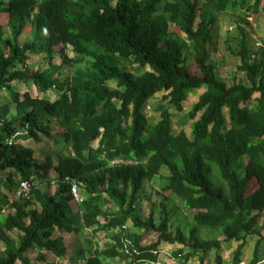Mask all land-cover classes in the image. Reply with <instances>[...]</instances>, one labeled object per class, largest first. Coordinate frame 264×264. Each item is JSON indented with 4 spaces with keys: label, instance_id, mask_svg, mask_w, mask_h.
<instances>
[{
    "label": "trees",
    "instance_id": "trees-1",
    "mask_svg": "<svg viewBox=\"0 0 264 264\" xmlns=\"http://www.w3.org/2000/svg\"><path fill=\"white\" fill-rule=\"evenodd\" d=\"M251 1L205 0L217 11L246 6L250 13L264 12V0L250 6ZM159 3L0 0V14L9 16L5 25L0 23V241L6 246L0 264H31L27 253L32 248L64 257L63 238H53L55 230L80 235L83 248L78 254L89 253L87 264L156 261L154 252L163 243L190 245L188 251L171 252L177 263L170 264H189L200 253L198 264H206L212 252L216 264H224L223 245L232 241L239 242L233 264L264 259V58L253 57L242 37L233 52L248 83L228 85L212 62L209 24L214 16L199 0H162L161 13ZM177 30L184 36L176 35ZM68 46L75 59L69 58ZM189 48L200 75L186 64ZM57 52L59 65L53 62ZM32 54H44L48 67L31 68ZM66 65L75 70L62 81ZM13 83H32L43 95H21ZM202 87L186 115L193 120L192 137L185 130L175 132L174 116L184 112L190 93ZM54 88L61 94L51 100L46 93ZM2 90L10 92L9 100H2ZM161 91L166 94L152 103ZM53 124L62 128L58 160L41 163L32 148L17 141H40L42 135L51 139ZM20 129L24 133L11 143ZM214 166L219 169L217 182L212 179ZM51 171L76 180L84 196L81 215L73 210L68 183L51 191V181H45ZM16 175L20 180L33 176L29 197L9 198L19 183ZM156 177L162 192L191 213L190 240L180 227L172 230L168 213L159 224L153 214L143 219L136 213L144 185ZM111 202L116 210L105 209ZM3 208L8 212L2 213ZM128 221L141 233L123 228ZM89 228L92 236L85 234ZM202 228L222 229L224 239H199ZM100 231L113 233L103 248L96 238ZM150 234L156 240L147 244ZM124 235L136 252H125ZM250 246L248 258L244 252Z\"/></svg>",
    "mask_w": 264,
    "mask_h": 264
},
{
    "label": "rangeland",
    "instance_id": "rangeland-1",
    "mask_svg": "<svg viewBox=\"0 0 264 264\" xmlns=\"http://www.w3.org/2000/svg\"><path fill=\"white\" fill-rule=\"evenodd\" d=\"M202 9H205L211 13L212 16H214V22L209 24V26L213 29L212 35H213V43L209 45L211 54H212V62L214 63L216 73L218 77L225 81L228 85L233 84L234 82H242V83H248L247 77L244 73L238 71V65L240 64V59L234 55V50L239 46L240 39L244 36L247 38L248 47L250 48L251 54L253 57H257L258 61H260L262 58H264V55H262V51H264V26H263V20L262 16H264V12L259 13H250L247 11L246 6L244 7H237V8H229L224 11H217L213 8V6L208 5L205 0H199ZM254 0L251 1L250 6ZM163 5L162 0H160L159 3V13H161ZM249 5V4H248ZM9 20V16L7 14H0V23L5 25ZM200 17L196 18V24L200 22ZM173 26L171 25L169 30L173 31ZM8 31V30H7ZM176 35H179L181 37L184 36L179 30H177ZM7 37V35H6ZM61 47L58 46L56 49H60ZM262 49V50H261ZM69 58L75 59V53L73 52V49L71 46H68L66 50ZM254 54V55H253ZM186 55H187V66L190 69V72L192 74H198L200 75L201 72L195 63V60L193 58L192 50L186 49ZM32 56V55H31ZM252 57V59H253ZM53 62L57 65L62 63V58L60 54L57 52L55 55V58ZM31 63V64H30ZM30 66L33 69H36V66L40 67L41 69H45L48 67L47 58L44 54L38 55L37 57L31 58L30 60ZM75 70L71 65H66L65 69L62 70L60 79L62 81H68L70 79V76L72 74V71ZM16 91H18L21 95H23L25 92H29L31 95L35 96H42V93H38L36 90V86L34 84H22V83H15L13 84ZM113 86V84L111 83ZM205 90V87H202L201 89L194 90L190 93L188 99L185 101L184 104V112L183 113H177L176 110H172L173 113H177L173 118V128L175 132H179L180 130H185L186 133L192 137L191 131H192V123L193 120L189 119L186 115L187 113L192 109V106L196 101H198L199 95ZM61 92L54 88L53 90H49L46 95L51 100H56ZM166 94V91L158 92L154 99H152V103L158 104L163 97V95ZM10 92L2 90L1 92V98L2 100H9L10 99ZM148 114L150 116H153L152 108L148 107L147 109ZM225 114L227 112L225 111ZM159 119V116L156 115L154 118V121H157ZM62 131V128L59 126H56L53 124L52 127V135L53 137L51 139L45 137L42 135V138L40 141H36L34 139H19L17 142L26 146L30 147L35 151V156L40 160V162L46 161L48 158L52 160V162L56 163L57 158V141L60 137V132ZM94 146H97V142H94ZM244 164L247 162V160H242ZM166 169V168H165ZM10 170V169H8ZM219 169L217 166H214V173L212 175V179L217 182L219 179ZM3 176L6 178V174L4 173ZM58 176L54 171H51L50 176L45 181H50V179H54ZM20 177L19 175L15 176V180L19 181ZM0 183V190L4 191V187L1 186ZM162 182L159 177H156L151 182H146L144 185L140 195L139 200L137 201L135 208L136 213L140 215L141 218L145 219L151 214H153L156 223L159 224L163 217L165 216V213L168 215L169 218V224L173 231H175L178 227L182 229V231L185 233L186 237L190 240L191 236V229H192V223H193V217L191 213L184 207L181 202L175 198L174 196L167 197L164 192H162L161 188ZM51 191L54 193L56 190V187L54 184L51 183ZM130 192V191H129ZM13 199V193L9 195ZM163 204L165 205L166 209L163 207ZM115 209V206H114ZM8 212V210H5V213ZM128 225L131 227V232L141 233L139 229H135L132 226V222H127ZM127 225V224H126ZM260 226L264 227V218L262 217L260 219ZM264 232V231H263ZM104 234V236H103ZM112 231H107V233H100L99 235V243L103 245L107 240L108 242L112 241ZM199 239L202 240H212V239H219L222 237V229H212V228H202L198 231L196 235ZM147 244L151 243L152 241L156 240V235L150 234L145 237ZM76 240V239H75ZM169 244V243H168ZM167 243L161 244V248L164 251L167 250H174L175 247L169 246ZM239 242L232 241L228 244H225L224 250H222L221 254L224 257V261L227 263L233 262L234 257V251L237 249ZM190 246V245H189ZM189 246H185L183 249L189 250ZM191 248V247H190ZM251 246L246 249V252H244V255L248 258L251 256ZM180 249V248H178ZM262 251L264 252V247H262ZM201 256V253L199 254ZM194 257L191 259L192 263L198 264L199 263V256ZM190 261V260H189ZM117 264H126V262L123 263V261L117 259ZM206 264H216L215 260V253L212 252L208 258V263Z\"/></svg>",
    "mask_w": 264,
    "mask_h": 264
},
{
    "label": "crops",
    "instance_id": "crops-1",
    "mask_svg": "<svg viewBox=\"0 0 264 264\" xmlns=\"http://www.w3.org/2000/svg\"><path fill=\"white\" fill-rule=\"evenodd\" d=\"M21 38L23 39L24 37L22 36ZM39 55H42V54H39ZM37 56L38 55H36V54H32V56L30 55V59L28 60V65L29 66L31 64L30 63L31 58H34V57H37ZM37 67H38V65L36 66V68ZM13 84H15V83H13ZM51 183L53 184L54 182L51 181ZM55 187L57 189L58 186L55 185ZM9 198L11 199L10 196H9ZM83 202H84V197H83ZM71 203L73 205L74 212H76L79 215H81L80 212H79V206L77 205V203H75V202H71ZM114 206H115V209H114ZM105 209H108V210L112 211V210H116L117 206L114 203L111 202V203H108L105 206ZM5 210H7V208H3L2 209V213H5ZM0 219H2L1 218V214H0ZM127 225H128V223H127ZM128 227H129V231H132L130 225H128ZM100 233H107V231H100V232L97 233V235H99ZM85 234H90L92 236V229L91 228L86 229ZM59 236L63 238V242H64V245H65V248H66V255L64 257H58L53 252H50L48 250L40 251L37 248H32L27 253V256L31 260V264H87V259H88L89 253L86 254V256L85 255L84 256L83 255L79 256V254H78V250L83 248L82 245H81V241L79 239L80 235L79 234H75L74 232H72V233H61L60 231L55 230L53 238H56V237H59ZM103 236H104V234H103ZM96 238L98 239L97 242H98V245H100L101 248H103L108 243V240H109L108 239L107 242L104 241L105 243L103 245H101L99 243V236H96ZM219 239L223 240L224 238L222 239V237H221ZM168 245L172 246V247H175L174 250H170V251L167 250L169 253H171L173 251H176L178 248H181V247L184 248L185 247V246H183L181 244H168ZM5 247H6L5 244L2 241H0V252L1 253L4 252ZM224 247H225V245H223L222 250H224ZM40 253L42 254L41 258H39ZM222 258H223V263L224 264H233V262L227 263L226 261H224L223 255H222ZM124 262H126V261H123V263ZM170 263H172V261H168V262L166 261L164 264H170ZM241 263L247 264V261L244 260V261L240 262L239 264H241ZM17 264H19V263H17ZM126 264H127V262H126ZM144 264H151V263L147 262V263H144ZM189 264H195V263L189 262ZM259 264H264V263H259Z\"/></svg>",
    "mask_w": 264,
    "mask_h": 264
},
{
    "label": "built area",
    "instance_id": "built-area-1",
    "mask_svg": "<svg viewBox=\"0 0 264 264\" xmlns=\"http://www.w3.org/2000/svg\"><path fill=\"white\" fill-rule=\"evenodd\" d=\"M21 131H18L14 134V138L21 134ZM66 182L71 184V194L74 198V201L77 202L78 204H81L83 202V197L80 196L79 194V189L77 182L71 178H66ZM31 187H32V177L30 180L22 181L16 191V196L17 197H29L30 192H31ZM123 228L128 230V225H125ZM126 231H124V234ZM122 242L124 245V250L126 253L136 252V248L134 247V244L132 240H130L126 235L123 236ZM154 253L158 254L159 258L156 261H150L151 264H164L166 261H172L177 263V260L171 256V254L168 251H164L163 249H160L159 251H155ZM162 258V259H161ZM259 263H264V259L260 261ZM244 264V263H241Z\"/></svg>",
    "mask_w": 264,
    "mask_h": 264
},
{
    "label": "clouds",
    "instance_id": "clouds-1",
    "mask_svg": "<svg viewBox=\"0 0 264 264\" xmlns=\"http://www.w3.org/2000/svg\"><path fill=\"white\" fill-rule=\"evenodd\" d=\"M4 91H5V90H4ZM18 131H21L22 133H24V129H23V130L20 129V130H18ZM18 131H16V132H18ZM16 132H15V133H16ZM15 133H14V134H15ZM22 133H21V134H22ZM19 135H20V134H19ZM13 136H14V135H13ZM13 136L10 138V139H11V140H10L11 143H13V142L15 141V138H16L18 135H17L15 138H14ZM31 177H32V187H31V191H32V189H33V185L35 184V182L33 181V176H31ZM31 177H30V178H31ZM30 178H29V180H30ZM66 178H70V177H66ZM66 178H62V177H60V176L58 175L56 178H54V179H50V181H53V182H54V183H53L54 185L60 186L61 184L64 185V183H68V182H66ZM71 179H73V178H71ZM27 180H28V179H27ZM73 180H75V179H73ZM22 181H26V180H20V179H19V183H18L16 189L13 191V200H14L15 198H20V197H17L15 193H16V191H17V189H18V187H19V185H20V183H21ZM75 181H76V180H75ZM68 184H69L70 187H71V184H70V183H68ZM77 185H78V184H77ZM78 189H79V188H78ZM70 192H71V188H70ZM30 193H31V192H30ZM79 194H80V192H79ZM71 195H72V194H71ZM29 196H30V195H29ZM80 196H81V197H84V196H82L81 194H80ZM72 197H73V196H72ZM11 200H12V198H11ZM73 202H75V201H74V198H73ZM75 203H77V202H75ZM82 203H83V202H82ZM82 203H81V204H78V203H77V205L79 206V212H80V213H81V211H80V206L82 205Z\"/></svg>",
    "mask_w": 264,
    "mask_h": 264
}]
</instances>
